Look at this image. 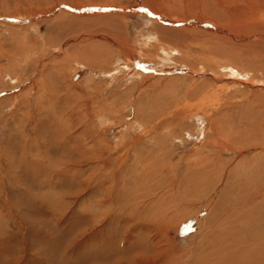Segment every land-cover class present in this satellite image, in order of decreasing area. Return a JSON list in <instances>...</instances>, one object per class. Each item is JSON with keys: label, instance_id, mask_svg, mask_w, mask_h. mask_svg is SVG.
Masks as SVG:
<instances>
[{"label": "rangeland", "instance_id": "374dc122", "mask_svg": "<svg viewBox=\"0 0 264 264\" xmlns=\"http://www.w3.org/2000/svg\"><path fill=\"white\" fill-rule=\"evenodd\" d=\"M248 1L0 0V264H264V14L192 30Z\"/></svg>", "mask_w": 264, "mask_h": 264}, {"label": "bare ground", "instance_id": "6f19581e", "mask_svg": "<svg viewBox=\"0 0 264 264\" xmlns=\"http://www.w3.org/2000/svg\"><path fill=\"white\" fill-rule=\"evenodd\" d=\"M243 1V0H242ZM248 1V0H247ZM238 2V1H237ZM219 3V2H218ZM236 3V2H235ZM242 5V4H241ZM247 5V6H246ZM226 6H228V5H226ZM223 7V6H222ZM225 7V6H224ZM241 7H243V8H246V9H250L251 10V12H250V15H248L247 14V20L245 21V20H241L242 22H240V20L239 21H235V23L233 24V23H231V22H228V23H226V22H223V21H221L220 19H217V18H215L214 16H206V17H202V18H204V19H207V20H211V21H213L214 23H216L217 25H210L209 26V24H208V26L210 27V28H208L209 29V31H207V30H198L197 28H195V29H192L193 31H195V32H199V33H203V34H206V35H208L209 37H208V41H204V42H206L204 45H206V49L207 50H209L211 53L212 52H215V50H216V52H218V53H223V52H225V50L224 49H218V44L219 43H226V44H228V43H230L231 41V39L232 40H236V41H238V40H245L246 38H247V36H250V34L251 35H254L255 34V32H256V28H253V27H248L250 24H252L253 22L254 23H256V22H258L259 20L261 21L262 19L261 18H259V13H262V14H264V0H254V1H248V2H246V3H244V5H242ZM240 9V8H239ZM218 10V9H217ZM243 10V9H242ZM247 11V13H249L248 12V10H246ZM228 12V11H227ZM194 13V12H193ZM201 13V12H200ZM201 15H203V14H201ZM264 20V19H263ZM259 21V22H260ZM151 22H154V21H151ZM155 23V22H154ZM253 25V24H252ZM162 27V26H161ZM259 31V30H258ZM168 37H170L171 38V36H169L168 35ZM207 38V37H206ZM215 39L216 40H218L217 41V43H216V41H215ZM245 44V43H244ZM249 44V43H248ZM200 45V44H199ZM230 45V44H229ZM236 45V44H235ZM238 45H239V43H238ZM202 46V45H201ZM219 47H221V46H219ZM218 50V51H217ZM101 53V52H100ZM211 53H207V54H211ZM168 55V54H167ZM24 57V56H23ZM222 57V56H221ZM230 57V56H229ZM225 65V64H224ZM230 65H232V66H234L235 67V65L234 64H226V66H230ZM232 66L230 67V68H232ZM234 67H233V69H234ZM227 68V67H226ZM232 69V70H233ZM234 74V73H233ZM237 75V74H236ZM242 164V163H241ZM240 167V166H239ZM239 167H237V168H239ZM242 169V168H241ZM261 176V175H260ZM263 177V176H262ZM252 179V178H251ZM254 179V178H253ZM259 179V178H258ZM263 179V178H262ZM245 180V179H244ZM253 182V181H252ZM258 185H260V184H258ZM254 189V188H253ZM252 190V189H251ZM247 191V190H246ZM250 191V190H249ZM254 191V190H253ZM253 191H252V193H253ZM260 191H262L261 189H260ZM243 194H244V192H243ZM264 194V193H263ZM254 195V194H253ZM242 196V195H241ZM244 196H246V195H244ZM249 196H250V194H249ZM259 196V195H258ZM247 197V196H246ZM246 197H244V199H239L238 201H239V203H238V201H237V203L235 204V205H245V198ZM243 198V197H242ZM248 199H249V197H247ZM259 198V197H258ZM261 198V197H260ZM250 200V199H249ZM254 201V200H253ZM252 201V202H253ZM251 202V201H250ZM263 202V201H262ZM248 203V202H247ZM246 203V204H247ZM261 203V202H260ZM249 204V203H248ZM234 205V204H233ZM252 205V204H251ZM250 206V205H249ZM240 208V207H239ZM248 209H250V208H248ZM251 213L252 214H254V218H253V216H250L249 217V219L250 220H248V219H246V221H243L242 219H244V218H241V221H243L241 224L244 226V229L246 228V230H245V232H247L248 230H249V232H250V239L251 240H254L255 242H258L259 241V235H261V233H263V231H264V205L263 206H261V204H260V207H256V208H254L253 210L251 209V210H246V212H245V214H244V217L245 216H247V215H251ZM239 215V214H238ZM237 219V218H236ZM239 220V219H238ZM247 225H248V227H247ZM239 226V225H238ZM242 226V227H243ZM248 232V233H249ZM247 239V238H246ZM227 241V240H226ZM242 241V240H241ZM245 241V240H244ZM236 244V243H235ZM241 245V244H240ZM242 245H244V244H242ZM252 245H253V243H252ZM239 246V245H238ZM230 247V246H229ZM241 248V247H240ZM243 248V247H242ZM255 248V247H254ZM243 249H245V248H243ZM247 249V248H246ZM242 250V249H241ZM256 250V249H255ZM254 250V251H255ZM253 251V252H254ZM233 254V253H232ZM237 254V253H236ZM229 256V255H228ZM234 256V255H233ZM254 256V255H253ZM252 256V257H253ZM248 257V256H247ZM228 258V257H227ZM233 258V257H232ZM250 258V257H249ZM253 259V258H252ZM226 261V260H225ZM233 261V260H232ZM245 261H246V259H245ZM251 261V260H250ZM264 261V260H263ZM231 262V259H230V261L228 262V263H230ZM241 264V263H240ZM245 264V263H244ZM257 264V263H256Z\"/></svg>", "mask_w": 264, "mask_h": 264}]
</instances>
